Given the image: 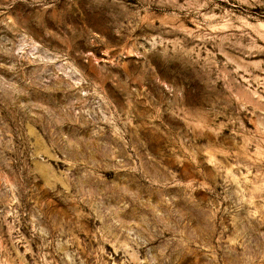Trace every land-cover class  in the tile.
<instances>
[{
  "label": "clouds",
  "instance_id": "9594fccd",
  "mask_svg": "<svg viewBox=\"0 0 264 264\" xmlns=\"http://www.w3.org/2000/svg\"><path fill=\"white\" fill-rule=\"evenodd\" d=\"M0 264H264V0H0Z\"/></svg>",
  "mask_w": 264,
  "mask_h": 264
},
{
  "label": "rangeland",
  "instance_id": "374dc122",
  "mask_svg": "<svg viewBox=\"0 0 264 264\" xmlns=\"http://www.w3.org/2000/svg\"><path fill=\"white\" fill-rule=\"evenodd\" d=\"M224 5H222L223 7ZM222 43L221 41H216V51L217 52H220L222 50ZM222 59V57H220ZM243 83V82H241ZM253 87H256L255 84H253ZM213 140H215V137L213 136ZM217 147H219V145H217ZM169 151L170 152H174L175 151V148H169ZM229 155H235V153H230ZM206 157H207V163L209 164V167H211V165L213 163H215V161L219 160L221 163L224 162V158L221 157L218 153H215L213 151H209L207 152L206 154ZM53 203L52 200H48V204L51 205ZM57 211L61 212L62 214L65 212V210L63 208H59L57 209Z\"/></svg>",
  "mask_w": 264,
  "mask_h": 264
}]
</instances>
